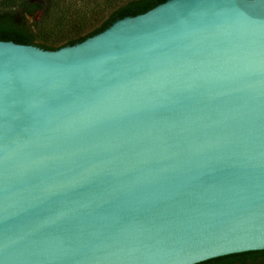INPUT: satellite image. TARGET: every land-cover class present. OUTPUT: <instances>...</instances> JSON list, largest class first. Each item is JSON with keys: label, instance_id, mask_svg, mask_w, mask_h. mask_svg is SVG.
<instances>
[{"label": "water", "instance_id": "1", "mask_svg": "<svg viewBox=\"0 0 264 264\" xmlns=\"http://www.w3.org/2000/svg\"><path fill=\"white\" fill-rule=\"evenodd\" d=\"M264 255V0H165L56 50L0 41V264Z\"/></svg>", "mask_w": 264, "mask_h": 264}, {"label": "trees", "instance_id": "2", "mask_svg": "<svg viewBox=\"0 0 264 264\" xmlns=\"http://www.w3.org/2000/svg\"><path fill=\"white\" fill-rule=\"evenodd\" d=\"M164 1L101 0L99 4L95 1L92 8L89 7L79 15H71L61 13L54 0H0V41L56 50L106 29L117 19L134 16ZM36 13H39V17L32 20ZM39 31L43 34L57 33L59 37L45 38V42H42ZM59 32H62L61 36ZM35 38L41 42H35ZM219 264H264V255L243 263L229 261Z\"/></svg>", "mask_w": 264, "mask_h": 264}, {"label": "rangeland", "instance_id": "3", "mask_svg": "<svg viewBox=\"0 0 264 264\" xmlns=\"http://www.w3.org/2000/svg\"><path fill=\"white\" fill-rule=\"evenodd\" d=\"M59 6V10L61 13L67 12L71 15H74L76 13L77 15L80 14V12H83L84 10L88 9L89 7L92 8L93 4H95V1L99 4L101 0H54ZM116 4V3H114ZM39 17V13H36L32 20H37ZM63 32V31H62ZM62 32L60 33V36L62 35ZM39 38L42 42H45V38H58L59 34L57 33H44L39 31L38 32ZM39 38H35V42H41L39 41Z\"/></svg>", "mask_w": 264, "mask_h": 264}]
</instances>
